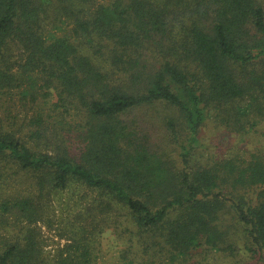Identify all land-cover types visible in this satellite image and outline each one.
Returning <instances> with one entry per match:
<instances>
[{"label": "trees", "instance_id": "16d2710c", "mask_svg": "<svg viewBox=\"0 0 264 264\" xmlns=\"http://www.w3.org/2000/svg\"><path fill=\"white\" fill-rule=\"evenodd\" d=\"M36 89L78 111V146L42 114L25 140L0 112V164L38 189L1 198L0 264H97L104 230L92 215V229L79 226L52 257L38 240L39 198L71 184L97 192L100 213L123 211L143 264L215 254L264 264L262 155L189 160L210 120L236 134L264 123V0H0V96L35 103ZM156 104L177 114L164 121L177 170L134 119Z\"/></svg>", "mask_w": 264, "mask_h": 264}, {"label": "rangeland", "instance_id": "374dc122", "mask_svg": "<svg viewBox=\"0 0 264 264\" xmlns=\"http://www.w3.org/2000/svg\"><path fill=\"white\" fill-rule=\"evenodd\" d=\"M53 31L55 34H59V32ZM34 92L37 95L35 103L30 97L26 101H19V97L15 95L13 100L8 102L9 97L0 96L2 105H5V107L1 106L0 112L5 109L2 115H10L15 122L13 128L20 130L21 136L25 140H28L26 135L30 128L26 126L28 120L35 115L42 114L45 120L49 118L51 125L56 124L55 128L59 135L57 137H65V146L71 147L72 151H75L78 146L75 125L80 121L78 111L75 107L71 108L70 106L67 108L56 107L55 91L52 89H36ZM175 114L164 104H156L154 108H143L134 114V119H138L137 126L143 133L148 134L151 146L161 153L162 161L171 171L179 169L180 163L177 147L170 140L164 121ZM130 118L131 114L125 119L131 120ZM69 127L73 128L71 134L68 133ZM49 131L53 136L51 128ZM179 138L184 139L180 135ZM198 138L200 144L189 159L190 167L193 169L199 166L213 167L217 161L225 158L240 157L245 159L252 152L261 154L264 159V123L250 133L236 134L217 127V124L210 120L200 129ZM53 143L55 147V142ZM31 144L34 145V143ZM0 171L3 172L0 180V200L26 194H38V189L30 185L33 181L31 174L20 172L14 166L3 163L0 164ZM43 194L44 196L39 198L42 219L37 222V230L38 240L45 255L49 257L55 255L57 250L69 242L71 236L75 237L74 232L79 229V226L92 229L90 225L94 223L104 230L101 235H97L95 252L97 264H143L142 252L138 248H133L134 241L128 240L129 234L126 229L128 221L126 222L123 211L113 207L112 210H106L104 214L100 213V207H97L98 204L96 205L100 199L97 192L71 184L64 190H56L50 192L49 195H45L47 191H44ZM87 210L91 214H88ZM91 215L95 217L93 223H91ZM100 219L104 227L100 225ZM3 227L4 225L0 223V234L6 235ZM127 228L130 229L129 226ZM188 264H249V262L240 257L215 254L209 257L206 255L195 256Z\"/></svg>", "mask_w": 264, "mask_h": 264}]
</instances>
